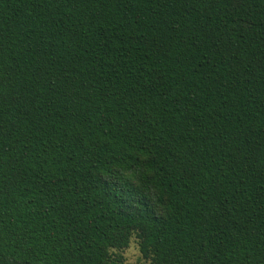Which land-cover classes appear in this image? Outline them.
Segmentation results:
<instances>
[{"label":"trees","instance_id":"trees-1","mask_svg":"<svg viewBox=\"0 0 264 264\" xmlns=\"http://www.w3.org/2000/svg\"><path fill=\"white\" fill-rule=\"evenodd\" d=\"M264 264V0H0V264Z\"/></svg>","mask_w":264,"mask_h":264},{"label":"rangeland","instance_id":"rangeland-1","mask_svg":"<svg viewBox=\"0 0 264 264\" xmlns=\"http://www.w3.org/2000/svg\"><path fill=\"white\" fill-rule=\"evenodd\" d=\"M123 264H149L140 257L136 239H131L129 246L122 251Z\"/></svg>","mask_w":264,"mask_h":264}]
</instances>
